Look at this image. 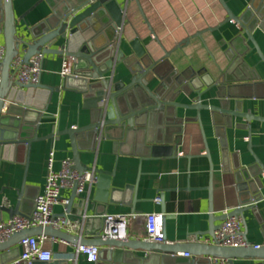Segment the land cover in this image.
Masks as SVG:
<instances>
[{"label": "water", "instance_id": "obj_1", "mask_svg": "<svg viewBox=\"0 0 264 264\" xmlns=\"http://www.w3.org/2000/svg\"><path fill=\"white\" fill-rule=\"evenodd\" d=\"M137 1V0H135ZM13 0H0V35L4 36L6 54L1 64L0 84V158L4 159L17 149H26V170L32 145L38 142L67 136L73 152L75 169L79 172L93 171L98 176L95 200L103 206L113 203L111 195L117 190L112 187L114 173H106L83 164L80 154L83 151L92 153L97 140L103 139L113 143L115 155L136 154L142 158H160L177 154V147L183 140L184 125L195 121L202 129L201 112H211V118L217 127V137L223 149V158L227 159L228 144L226 127L231 128L230 119L244 117L257 119L252 115L240 113L238 108L230 109L231 100L240 105L242 99L250 96L249 89L263 83L261 74L245 60L247 54L256 51L264 64V54L255 38L257 33L264 35V0H254L245 12L236 16L219 0L227 13L221 27L234 23L241 31L230 43L225 56L229 60L228 67L214 77L205 69L196 71L188 67L179 71L171 63L170 57L175 51H181L193 38H201L203 32L197 33L168 52L164 48L163 57L155 59L145 49L141 40L130 44L128 55L119 50V31L123 26V8L119 0H45L51 9V15L33 27L29 34L19 35L13 12ZM144 17V15H143ZM145 22L146 19L144 18ZM150 33L158 40L153 30ZM208 29L209 32L217 31ZM238 51L237 48L241 47ZM72 58L73 73L65 78L62 87L42 85H20L14 81L11 64L22 56L25 63L36 55ZM123 64L127 69L129 82H114L115 70ZM213 88L217 90L219 106L202 104V98ZM70 91L82 96L83 109L90 112V124L87 127L69 128L65 131H53L47 137H39V129L44 119L46 105L54 93ZM184 94L187 97L196 94L197 102L192 105L177 103V98ZM189 109L198 112L196 119L178 118L177 110ZM225 119L223 124L220 120ZM223 121V120H222ZM206 146V157L211 160L204 129L202 130ZM259 171L253 168H237V189L245 196L241 198L237 209L223 216H216L212 207L209 215V229L201 237H214L220 228L219 222L229 218H244V213L254 212L257 216L256 204L263 200L260 189L263 187L260 176L264 167L255 157ZM256 167V165L254 166ZM26 179L19 193L17 205L8 209L0 205V223L3 214L11 219L16 216H29L32 210L23 209L26 202ZM211 190V189H210ZM37 197H35L36 199ZM75 191L69 199L67 213L73 222H82L86 231L85 237H77L62 231L47 228H33L14 234L7 242L0 243V252L14 250L19 253L18 245L30 237L46 236L74 246H95L100 248L96 264H213L212 260H228L233 264L237 259L264 260V246L255 248H222L204 243H168L165 233V217L163 221L164 240L161 244L149 243L145 240L112 241L102 239L100 233L104 226L103 214L95 217L83 212L87 218L83 221V213L74 217L78 210L75 206ZM34 207V208H33ZM85 209V204H84ZM92 230V231H90ZM246 231L244 233L246 237ZM197 236V240H198ZM179 253L188 254L183 262H177ZM2 264V263H1ZM26 264V263H24ZM35 264V263H33ZM42 264V263H40Z\"/></svg>", "mask_w": 264, "mask_h": 264}, {"label": "crops", "instance_id": "obj_2", "mask_svg": "<svg viewBox=\"0 0 264 264\" xmlns=\"http://www.w3.org/2000/svg\"><path fill=\"white\" fill-rule=\"evenodd\" d=\"M13 12L19 35L29 34L31 29L51 15V9L45 0H13ZM123 8L124 23L119 35V50L126 54L131 53L130 44L136 39L141 40L145 49L155 59H161L166 51H174L180 42L203 32L201 38H193L183 50L175 51L170 61L179 71L192 67L196 71L206 70L214 77L229 65L225 52L230 42L239 33V27L228 23L221 27L227 18V13L219 0H119ZM254 0H224L228 8L236 15H242ZM144 15V17H143ZM150 28L157 37L154 40ZM217 31L209 32L208 29ZM260 49L264 54V35H255ZM5 45L4 36L0 35V46ZM245 60L261 74L263 83L254 89H249L250 96L242 99L241 104L231 100L230 109L238 108L240 113L252 115L257 119L233 117L230 119L231 128L226 127V140L228 144L227 159L223 158V149L217 137V127L214 125L211 112L202 111L201 120L211 160L206 157V146L202 127L198 122L191 121L184 125L183 140L178 146L177 154L158 158H142L136 154L115 155L111 141L97 140L94 151H83L80 159L83 164L97 168L106 173H114L112 187L117 189L113 195V203L103 206L95 200L97 185L90 192L87 205L75 199V206L80 216L87 209L90 217L97 213L105 215L132 214L146 215L152 213L163 214L165 233L168 243H204L207 237L201 234L209 229L210 208L216 216H223L237 209L241 196L237 189V168H253L258 172L259 167L255 157L264 167V64L261 63L253 46ZM242 48H237L240 51ZM64 58L46 56L43 61V72L40 83L48 87H62L64 79L61 76ZM127 69L123 64L115 70L114 82H129ZM177 103L192 105L197 102L196 94L187 97L181 94ZM217 90L213 88L203 96L202 104L219 106ZM178 118L196 119L198 112L189 109L177 110ZM47 119L41 123L38 136L47 137L53 131L62 132L69 128L87 127L90 124V112L83 109L82 96L70 92L60 91L54 93L44 112ZM223 120V121H222ZM220 120L223 127L226 120ZM69 138L62 136L51 140L38 142L32 145L26 170V149H17L0 158V205L14 208L19 201V193L23 189L26 179L28 186L25 191L26 202L24 211L32 210L35 197L43 193L48 171V159L51 151L55 152L54 169L59 171L64 159H73L74 155ZM256 165V167H254ZM261 168V167H260ZM263 187L260 194L263 200L257 203L258 216L248 211L244 213V233L249 244L264 246V173L260 176ZM211 189V190H210ZM66 198L72 197V192L63 194ZM160 199V203L156 202ZM34 208V207H33ZM30 210V211H31ZM64 208L58 206L55 213L63 214ZM7 214H3V222L9 221ZM72 221V220H71ZM223 222H219L221 225ZM82 236L85 237V230ZM92 231V230H90ZM197 236L198 240H197ZM144 221L134 219L129 226L131 240H145ZM53 253L51 263L42 264H93L79 257L76 263H70L72 254L77 246L63 241L47 245ZM14 250L0 252V263L11 264L18 259ZM185 254L179 253L177 262L185 260ZM40 264V262H35ZM214 264V263H213ZM233 264H264L260 259H237Z\"/></svg>", "mask_w": 264, "mask_h": 264}, {"label": "built area", "instance_id": "obj_3", "mask_svg": "<svg viewBox=\"0 0 264 264\" xmlns=\"http://www.w3.org/2000/svg\"><path fill=\"white\" fill-rule=\"evenodd\" d=\"M5 54V45L0 46V84L2 81L1 64ZM44 59V55H36L28 63H25L22 56L16 57L11 64V70L14 71V81L23 86L40 84ZM74 63L72 58L65 57L63 60L61 76L64 80L74 74ZM54 157L55 152L51 151L48 159L45 188L43 193L35 199L33 213L29 216H16L7 222L0 223V243L7 242L16 233L33 228L52 227V229L82 237L81 234L84 232L83 223L73 222L69 219L66 209L69 204V198H66L63 194L67 191H75L76 198L87 205L90 192L98 183V176L93 171L79 172L75 169V163L71 158L64 159L61 162L60 170L56 171L54 169ZM156 202L160 203V199H156ZM58 206L64 208L63 214L55 213V209ZM86 218L87 215L83 212L82 220L84 221ZM103 219L104 226L100 233L102 239L112 241L127 240L131 221L139 219L144 221L145 241L156 244L163 243V214L152 213L141 216L114 214L105 215ZM243 226L244 220L242 218H229L220 225L213 238L207 237L205 239L204 244L216 245L222 248L248 247L251 244L244 236ZM56 241V239L46 236L30 237L22 240L20 243L21 253L18 259L11 264L51 263L53 261V253L48 249L47 245ZM254 247L259 248V246ZM100 250V248L95 246L79 245L75 253L72 254L70 263H76L79 257H83L86 262L96 264ZM184 257L189 258V255L185 254ZM212 262L214 264H232L228 260L222 259H214Z\"/></svg>", "mask_w": 264, "mask_h": 264}]
</instances>
